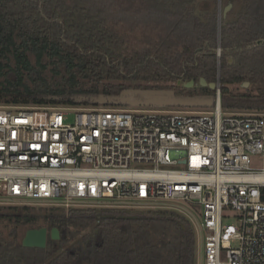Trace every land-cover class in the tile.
Listing matches in <instances>:
<instances>
[{
    "label": "trees",
    "instance_id": "trees-1",
    "mask_svg": "<svg viewBox=\"0 0 264 264\" xmlns=\"http://www.w3.org/2000/svg\"><path fill=\"white\" fill-rule=\"evenodd\" d=\"M195 1L0 0V105L112 107L70 96L128 87L215 94L184 83L216 81L219 64L222 110H264V0L222 17L219 38L216 10L201 14ZM150 80L173 84H131ZM246 81L252 91L229 87ZM40 207L0 205V264H196L194 231L178 211ZM33 226L55 227L59 238L23 247L20 233Z\"/></svg>",
    "mask_w": 264,
    "mask_h": 264
},
{
    "label": "built area",
    "instance_id": "built-area-1",
    "mask_svg": "<svg viewBox=\"0 0 264 264\" xmlns=\"http://www.w3.org/2000/svg\"><path fill=\"white\" fill-rule=\"evenodd\" d=\"M215 94L193 109L0 105V203L181 211L163 203L178 200L195 211L202 264H264V117L225 112Z\"/></svg>",
    "mask_w": 264,
    "mask_h": 264
},
{
    "label": "water",
    "instance_id": "water-1",
    "mask_svg": "<svg viewBox=\"0 0 264 264\" xmlns=\"http://www.w3.org/2000/svg\"><path fill=\"white\" fill-rule=\"evenodd\" d=\"M220 3V2H219ZM231 4H226L222 11L219 10L218 19V38L220 34V21L225 18ZM260 43V41H258ZM219 55V50H218ZM180 84V82H177ZM248 82H244V84ZM194 81L189 80L184 86H193ZM200 86H208L219 92V65L217 70V80L207 82L205 78L199 79ZM216 94H195L182 95L176 94L174 89L170 88H142L128 87L121 89L118 93H76L70 96V100L75 104H88L90 106H122V107H148V108H210L214 105ZM48 100H61L60 95H48ZM135 218L136 216H129ZM47 229L45 227L27 229L21 239L23 247L43 248L46 242ZM51 239H58L59 232L57 228L49 231Z\"/></svg>",
    "mask_w": 264,
    "mask_h": 264
},
{
    "label": "rangeland",
    "instance_id": "rangeland-1",
    "mask_svg": "<svg viewBox=\"0 0 264 264\" xmlns=\"http://www.w3.org/2000/svg\"><path fill=\"white\" fill-rule=\"evenodd\" d=\"M220 2V3H219ZM230 3L231 6L226 14V19L227 20H232L234 19L235 17V13L241 8V6L243 5V0H217V1H213V0H196L194 5H195V9L197 12H200L201 14H209L211 13L213 10H216V13L218 15V12L219 10L222 11L223 7ZM218 63H219V55H218ZM219 65V64H218ZM218 70V68H217ZM247 82V81H246ZM142 84V85H148V86H156V85H159V86H164V85H172L173 83L172 82H160V81H154V80H150V81H144V82H131V84ZM177 85H179L178 83H176ZM181 84V83H180ZM194 86L193 87H198L199 84L198 83H194L193 84ZM229 87L234 91V92H244V91H249V90H253L252 86L249 84L246 83L244 84L241 83V84H234V85H229ZM160 88V87H158ZM190 88V87H189ZM255 91V90H254ZM256 92V91H255ZM60 105V104H59ZM27 106H32V105H27ZM115 107H122V106H115ZM86 108H89V107H86ZM189 109H193V108H189ZM228 113H236V114H251V113H254V114H260L264 117V110H260V111H257L255 109H247V108H235V109H227ZM74 117V110H69V119L72 120ZM251 165L253 167H262L263 166V158L261 155L259 154H252L251 155ZM34 201H37V200H34ZM167 205H177V206H180V209L181 211H178L180 214H182L183 216H185V218L188 219L187 215L188 213H186L185 210H188L189 206L187 203L185 202H182V201H178V200H171V201H167V202H163ZM18 205V204H14V203H0V205ZM29 205H31L32 207V211L34 212H42L43 208L40 207L42 206L43 204H39V203H36V202H33V203H30ZM46 206V205H45ZM183 206V207H181ZM82 207V206H80ZM85 207V206H83ZM185 207V208H184ZM188 208V209H187ZM2 211H8V209L6 207H3L1 209ZM148 211H150L149 209H145V208H138V209H134V213H138V214H141V215H146V214H149ZM184 211V213L182 212ZM191 214H190V217H194V221H196L195 219V211H190L188 210ZM186 213V214H185ZM189 215V214H188ZM231 222H233V220H229ZM190 223V226L192 227L193 231H194V235H195V239H196V257H195V261H196V264H202V238H201V232L198 228V226L194 223ZM0 228H2V224H0ZM4 229V228H3ZM26 229H23V231H21L20 233V237L19 239L21 240L23 235H24V232H25ZM4 231L6 232V229H4Z\"/></svg>",
    "mask_w": 264,
    "mask_h": 264
},
{
    "label": "flooded vegetation",
    "instance_id": "flooded-vegetation-1",
    "mask_svg": "<svg viewBox=\"0 0 264 264\" xmlns=\"http://www.w3.org/2000/svg\"><path fill=\"white\" fill-rule=\"evenodd\" d=\"M41 227H42V226H41ZM32 228H40V227L33 226V227L26 228V230H27V229H32ZM45 228H46V227H45ZM46 229H47V228H46ZM26 230H25V231H26ZM49 231H50V230H47L46 242H47V238H48V236H50V235H49ZM24 233H25V232H24ZM46 242H45V244H46ZM29 248H30V247H29Z\"/></svg>",
    "mask_w": 264,
    "mask_h": 264
}]
</instances>
